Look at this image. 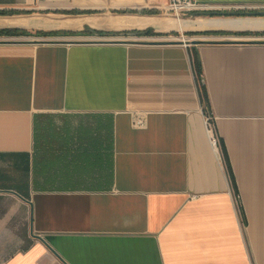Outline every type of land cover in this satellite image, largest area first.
Masks as SVG:
<instances>
[{"label": "crops", "instance_id": "0c3cea01", "mask_svg": "<svg viewBox=\"0 0 264 264\" xmlns=\"http://www.w3.org/2000/svg\"><path fill=\"white\" fill-rule=\"evenodd\" d=\"M170 3L0 0V264H264V21Z\"/></svg>", "mask_w": 264, "mask_h": 264}, {"label": "built area", "instance_id": "2783aa9c", "mask_svg": "<svg viewBox=\"0 0 264 264\" xmlns=\"http://www.w3.org/2000/svg\"><path fill=\"white\" fill-rule=\"evenodd\" d=\"M169 10L176 13L177 15H190L194 12H254V11H264V6H253L247 4L240 5H210L205 3H200L197 0H171L169 5ZM182 41L188 43L185 40V35H182ZM144 119L138 116L134 124L137 127H142L144 125ZM206 125L208 131L211 135L212 143L217 146L219 144V139L215 134L214 128V116L211 112L206 114Z\"/></svg>", "mask_w": 264, "mask_h": 264}, {"label": "rangeland", "instance_id": "374dc122", "mask_svg": "<svg viewBox=\"0 0 264 264\" xmlns=\"http://www.w3.org/2000/svg\"><path fill=\"white\" fill-rule=\"evenodd\" d=\"M252 21H264V16H257L250 18ZM255 23V22H253ZM251 31L248 32H234V31H226L227 35H220L221 38L217 41L220 42H234V43H243V42H262L264 43V27L256 26L252 27ZM188 36V35H187ZM185 40L189 44H193V41H207L205 37H199V36H191L186 37Z\"/></svg>", "mask_w": 264, "mask_h": 264}, {"label": "trees", "instance_id": "16d2710c", "mask_svg": "<svg viewBox=\"0 0 264 264\" xmlns=\"http://www.w3.org/2000/svg\"><path fill=\"white\" fill-rule=\"evenodd\" d=\"M193 59H194V65H195V69H196V78H197L198 85H199V88L201 91V95H202V98L204 100V103L206 105H208L209 99H208L206 84H205V81L203 78L202 64H201V61H200L197 53H194Z\"/></svg>", "mask_w": 264, "mask_h": 264}, {"label": "water", "instance_id": "95a60500", "mask_svg": "<svg viewBox=\"0 0 264 264\" xmlns=\"http://www.w3.org/2000/svg\"><path fill=\"white\" fill-rule=\"evenodd\" d=\"M214 15L219 16H250V17H257V16H264V11H254V12H213ZM207 41H193V44H201L206 43ZM243 43H252V42H243Z\"/></svg>", "mask_w": 264, "mask_h": 264}]
</instances>
